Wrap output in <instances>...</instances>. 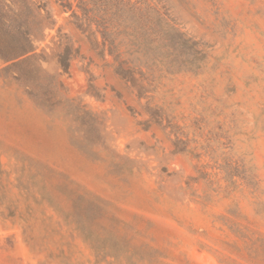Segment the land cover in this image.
<instances>
[{
    "label": "rangeland",
    "instance_id": "1",
    "mask_svg": "<svg viewBox=\"0 0 264 264\" xmlns=\"http://www.w3.org/2000/svg\"><path fill=\"white\" fill-rule=\"evenodd\" d=\"M32 1L55 21L39 42L43 67L63 82L59 96L102 118L108 148L80 149L64 106L39 107L0 59V264H126L98 257L65 218L72 199L56 190L62 175L89 199L111 201L119 233L163 251L165 264H224L200 241L222 248L215 239H236L233 229L264 245V0H158L204 54L198 68L164 74L149 98L115 73L59 0ZM57 28L77 49L69 73L55 57ZM148 102L162 124L150 121ZM235 209L245 218H223Z\"/></svg>",
    "mask_w": 264,
    "mask_h": 264
},
{
    "label": "trees",
    "instance_id": "2",
    "mask_svg": "<svg viewBox=\"0 0 264 264\" xmlns=\"http://www.w3.org/2000/svg\"><path fill=\"white\" fill-rule=\"evenodd\" d=\"M59 1L77 28L88 33L103 55L113 58L115 73L131 83L139 98H149L148 93L157 89L158 79L164 74L198 68V59L204 54L199 41L182 31L168 8L158 0ZM47 28L54 29L55 21L45 5L32 0H0V59L4 64L1 71L22 84L39 107L52 112L56 105L62 104L81 133L80 149L87 152L86 146L101 145L105 150L108 146L102 118L82 101L59 96L63 82L42 65L49 54L39 42L44 40ZM56 36L60 45L55 54L57 64L63 73H69L77 49L61 28L56 29ZM146 111L150 121L162 124L161 111L149 102ZM62 176L66 183L57 185L56 190L72 199L70 209L62 213L92 243L98 257L103 253L102 258L111 256L120 262L125 259L126 264H165L160 259L165 257L163 251L135 245L119 233L122 221L108 209V206L116 208L111 201L99 196H95L97 201L89 199L78 188L69 187L76 184L73 180ZM47 198L53 204L51 194ZM255 212L258 214V210ZM223 218L236 221L245 216L235 209ZM232 233L237 237L234 240L228 236L215 239L222 248L202 241L200 247L224 264H258L262 258L264 261V245L258 247V238L249 244L243 242L251 240L245 231L233 229Z\"/></svg>",
    "mask_w": 264,
    "mask_h": 264
}]
</instances>
